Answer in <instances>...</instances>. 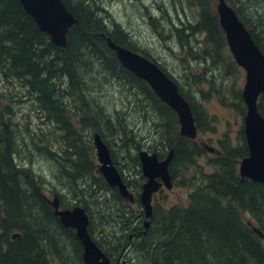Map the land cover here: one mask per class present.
I'll use <instances>...</instances> for the list:
<instances>
[{
	"label": "trees",
	"instance_id": "16d2710c",
	"mask_svg": "<svg viewBox=\"0 0 264 264\" xmlns=\"http://www.w3.org/2000/svg\"><path fill=\"white\" fill-rule=\"evenodd\" d=\"M224 1L234 8L264 55V35L254 31L240 10L241 3ZM62 2L76 23L67 32L66 46L58 48L51 43L49 36L39 30L18 0H0V73L27 91L36 110L52 126L50 135L39 140L35 137L26 140L13 121V96L0 92V264H82L81 244L72 229L60 224L42 190V176L32 169V158L24 155V150H29L28 143L36 154H47V161L54 164L53 178L65 190L69 189L76 201L75 206L85 210L89 217L88 232L111 262L119 257L126 244V250L130 249V255H134L128 264H264V184L248 179L241 182L239 177L238 164L248 155L242 126L237 139L241 146L235 147L229 140L219 142L220 149L209 160L213 172L204 176V182L201 179L197 185L191 182L194 189L188 195L187 206L159 208L154 205L145 232L137 224L142 218V212L139 216L135 213L140 209L139 202L136 201L135 207L127 204L116 189L107 186L97 171L92 140L95 133L108 146L113 164L122 175L127 170L126 163L131 162L134 178H122L132 183L133 190H139L143 181L138 159L142 149L163 158L176 146L169 164L172 183L179 174H188L191 169L194 170L195 181L199 175L195 173L197 160L207 155V149L195 140L179 136L175 113L155 96L148 84L123 68L108 48L107 37L116 45L154 62L146 53L135 49L120 24H109L108 19L100 14L105 11L101 0L96 9L95 4L82 0ZM189 4L197 7L199 18L194 24H182L175 30L188 40L181 43L182 49L194 55L190 38L204 34L211 44L204 43L199 49L201 53L211 56L214 67L221 64L224 69L229 68L228 63L224 64L223 53L228 47L215 4H209L207 0H189ZM82 52L89 55V60L81 61ZM222 58L224 61L220 62ZM228 58L237 78L235 87L227 92L237 101V109H233L243 118L246 110L238 83L241 70L231 55ZM86 62L91 67H86ZM154 63L176 83L180 95L191 107L198 134L203 132L206 116L194 105L193 95L200 93L203 99H208L209 93L200 89L193 93L192 88L185 89L184 77L175 78L157 62ZM95 66L98 67L94 74L98 85L118 86L125 92L121 112H117L119 108L111 110L110 106L102 105L101 99L98 104L92 103L96 98L90 99L84 93L82 84L86 89L88 86L82 78L88 77V69L92 72ZM103 74L116 81L106 85ZM66 97H75L81 102V113H86L80 114L76 120L73 114L76 107L68 106L64 102ZM257 108L264 118V95L259 97ZM119 113L125 114V122H121ZM139 114L152 122L155 120L148 130L155 128L158 138L156 141L148 134L146 144L138 146L137 154L130 157L127 147L133 137L128 126ZM78 124L79 127L76 126ZM51 136L56 142L61 138L62 143L55 145ZM113 145L119 148L123 153L121 157L127 161H122V166L118 164L122 159L114 152ZM85 177H89L93 186L79 184ZM83 191L89 195L97 191L104 194V198L96 201L97 211L93 215L90 206L80 198V194H85ZM55 195L65 208L66 204L60 202L63 195L60 192ZM245 214H248V220L244 219ZM253 228L258 229L263 238ZM130 234L133 235L132 241L128 240ZM152 238L154 243L150 242Z\"/></svg>",
	"mask_w": 264,
	"mask_h": 264
},
{
	"label": "rangeland",
	"instance_id": "374dc122",
	"mask_svg": "<svg viewBox=\"0 0 264 264\" xmlns=\"http://www.w3.org/2000/svg\"><path fill=\"white\" fill-rule=\"evenodd\" d=\"M82 1L91 3L92 5L95 4L94 9L98 8L100 4V0ZM208 1L209 4H215V12L217 14L216 6L218 0H207V3ZM230 1H234L235 3L239 2L238 4L241 3L240 10H243L254 31L258 35H264V3L261 2L262 0H228V2ZM101 2L102 8L105 11L104 13L103 11L100 12V14L108 19L109 24L111 22L120 24L127 38L131 41V44L136 50L141 53L142 51L146 53L149 58L161 65L175 78L179 76L184 77L183 81L187 83V88L185 89L192 88L193 93H196L197 89L209 93L208 99H203L204 97H202L200 93L193 95V101L195 102L194 105L198 107L199 112L202 111L203 115L206 116L207 121L204 126L205 130L197 134V137L195 138L196 143L202 148L203 145L213 147L215 150L214 153H217L220 149L219 142L221 140H229L235 147L241 146V143L239 144L237 139L239 129L242 126V118L239 117L236 113L238 111L235 110L237 109L235 107L237 101L233 99V95L230 92H227L231 87H235L234 80L237 78L236 72L230 66V58H228V56L231 54L229 49L223 53L226 61H224V58L220 61H224V64L228 63L229 68L224 69L221 64L219 66L216 65V68L212 65L211 56L209 54H202L199 50L201 49L200 47L204 46V43L207 45L211 44L210 41L207 42L204 34H195L191 36L190 41L193 42L195 50L194 55H192L188 50L182 49L183 45L181 43L188 42L187 39H184L185 35L175 32L177 28L180 29L182 24H194L198 21L199 11L197 7L190 6L189 0H101ZM232 9L234 10L233 7ZM173 26H175V29ZM85 54L86 53L82 52L81 61L89 60V55ZM87 64L88 62H86V67H91ZM238 67L241 70V80L238 83L242 93V88L245 83V72L240 66ZM88 70L90 72L88 77L86 75V77H84L85 79L82 78L88 86V89H86V86L82 84L84 93H87L90 99L96 98L92 103L98 104V101L101 99L102 105L105 104L110 106L111 110L119 108L117 109V112H121L122 110H120V108H123V104L125 103V92H122L118 86L112 88L98 85L99 81H95L94 77V74L98 71L97 66H95V69L92 72L91 69ZM105 78L106 85H110L109 83L116 81V79H113L110 75H105ZM0 92L13 96V121L19 126L21 136L22 133H24L26 140H28V137H35L36 140H39V138L50 135L49 133L52 131L50 129V127H52L51 124L36 110L37 107L29 100L27 91L21 88L16 81L10 79L6 80L1 73ZM222 95L224 97H222ZM64 102L70 107H76L73 113L76 115V120L79 118L80 114L86 113V111L81 113V102L77 101L75 97H66ZM227 106H230L232 109ZM147 112L150 114L152 113V111L150 112V109H148ZM124 115L125 114L123 113H119L121 122H125ZM149 119L150 118H146V116L139 114L137 118L135 116L134 120L130 122L128 131H130L133 141L130 142L127 147L129 150L128 156L131 157L137 154V151H135L136 148L142 146L145 142V137L148 134H151V136L157 141L158 136L156 132H154L155 128L152 131L148 130L152 127L153 122L155 123V120L152 122ZM74 122L78 123V121ZM76 126L79 127V124ZM51 137L52 143L55 145L58 146L62 143L61 138L56 142L53 140V136ZM145 144L146 142L144 145ZM28 146L29 150H24V155L25 157L32 158L34 162V164H32V169L35 173L42 176L44 180L42 190L46 198L49 201H52L54 195L57 194V192H60V194L63 195L62 203L66 204L65 209L73 208L76 201L72 199L69 189L65 190L61 184L53 178L52 174L55 172V167L53 163L47 161V154H36L29 143ZM147 146H150L149 142H147ZM113 148L117 156L122 159L120 162L117 161L118 164L122 166V161L125 160V157H121L123 153L119 151V148L116 145H113ZM206 151L207 155L197 160L195 173L197 172L199 175L196 180L193 181V169H191L188 174H179L170 190L163 188L160 193L154 196L152 206L157 205L159 208H170L179 205L187 206L188 195L194 189V187L190 185L191 182H194L195 185L199 183V179L204 182V176L213 172L212 168L209 167V160L215 156L214 153L211 154L208 150ZM126 164L127 170L124 171L125 176L134 178V175L131 173V168L133 167L131 166V162L128 161ZM133 169L134 168H132V170ZM79 184L93 186L89 177L82 178V181H80ZM78 187L85 190L82 185H78ZM83 192L85 194H80V198L90 206V213L93 215L94 212L97 211L95 207L96 201L104 198V194L99 193V191H97L96 194L93 193V195H89L85 191ZM139 210L140 209H137L135 212L138 216L140 213ZM245 215L244 219L248 220V214ZM154 241L155 239L152 238L150 242L154 243ZM124 246H126V244H124ZM125 249H127V246ZM125 249H122L121 253L123 254L124 260L128 262L130 259L134 258V255H132V253L130 255V249Z\"/></svg>",
	"mask_w": 264,
	"mask_h": 264
},
{
	"label": "water",
	"instance_id": "95a60500",
	"mask_svg": "<svg viewBox=\"0 0 264 264\" xmlns=\"http://www.w3.org/2000/svg\"><path fill=\"white\" fill-rule=\"evenodd\" d=\"M22 8L38 26L42 33L49 36L51 43L58 47L66 46L68 30L76 23L62 0H18ZM219 25L224 32L225 41L234 61L245 72L242 88V100L245 105L243 134L248 155L239 162L238 173L241 182L248 179L264 184V118L257 108L258 98L264 95V55L254 43L250 33L239 20L234 10L224 0H218L216 6ZM108 48L114 52L123 68L138 79L144 81L155 96L167 105L175 114L179 123V136L194 140L197 128L189 104L180 95L177 85L153 62L105 38ZM98 172L109 188L116 189L126 201L132 202L133 196L113 165L110 152L98 134L92 136ZM174 146L163 160L156 153L140 151L138 159L144 183L139 194V203L144 216L143 232L149 226L152 217V196L165 188H172L168 170L174 154ZM60 224L72 229L82 246V264H112L110 259L96 245L88 232L89 218L80 206L72 209H60L58 198L54 195L50 201ZM253 230L263 238L258 229ZM15 238V235L12 236ZM119 264V262L115 263ZM121 264H127L123 261Z\"/></svg>",
	"mask_w": 264,
	"mask_h": 264
},
{
	"label": "flooded vegetation",
	"instance_id": "af4514ba",
	"mask_svg": "<svg viewBox=\"0 0 264 264\" xmlns=\"http://www.w3.org/2000/svg\"><path fill=\"white\" fill-rule=\"evenodd\" d=\"M263 1V0H262ZM261 1V2H262ZM107 146V145H106ZM107 148H108V146H107ZM108 150H109V148H108ZM109 152H110V150H109ZM211 152L212 153H214L215 152V150H214V148H213V150H212V148H211ZM148 153H150V154H152L153 152H148ZM110 155H111V153H110ZM166 156L167 155H164V157L163 158H158L159 160H163V159H165L166 158ZM111 160H112V155H111ZM112 163H113V161H112ZM114 165V164H113ZM116 167V166H115ZM118 170V169H117ZM168 170H169V167H168ZM119 172V171H118ZM120 173V172H119ZM169 173H170V171H169ZM121 174V173H120ZM125 175L123 174H121V177H124ZM170 176H171V174H170ZM129 177V176H128ZM123 179V182L126 184V186L128 187V189L130 190V192L132 193V195H133V201L132 202H128V201H126V200H124L127 204H130V205H133L134 206V204L136 203V201H138V196H139V194H140V192H141V186H142V184L144 183V181H145V179L143 178V181H142V183H141V185H140V188H139V190L138 189H132L131 188V186H132V183H130V182H128V180H126V179H124V178H122ZM171 181H172V176H171ZM161 190L162 189H160V191H159V193L161 192ZM157 195V194H156ZM155 196V195H154ZM154 196H153V198H154ZM57 198H58V196H57ZM59 200H60V198H58V202H59ZM60 202H62V200L60 201ZM139 202V201H138ZM140 204V203H139ZM59 207H60V209H63V210H66L65 208H63L61 205H60V203H59ZM67 209H70V208H67ZM72 209V208H71ZM140 214H141V212H142V210H141V208H140ZM138 225H140V227H142L143 228V224H144V216H143V212H142V218H141V223H137ZM133 239V235H129L128 236V240L129 241H131ZM125 247L126 246H124V248L123 249H125ZM126 250V249H125ZM123 261H125L126 262V260H124V258H123V254L122 253H120V255H119V257L117 258V259H115V261L114 262H112V264H115V263H117V262H119V264H121ZM127 264H128V262H126Z\"/></svg>",
	"mask_w": 264,
	"mask_h": 264
}]
</instances>
